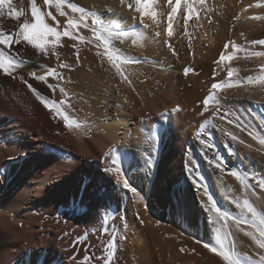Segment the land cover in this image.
Here are the masks:
<instances>
[{
	"label": "bare ground",
	"instance_id": "1",
	"mask_svg": "<svg viewBox=\"0 0 264 264\" xmlns=\"http://www.w3.org/2000/svg\"><path fill=\"white\" fill-rule=\"evenodd\" d=\"M71 2L91 13H110L112 19L106 23L138 31L145 39L136 44L132 38L113 41L122 54L137 61L123 66L131 84L122 81L106 60L101 65L93 44L79 45L81 64L76 65L75 42L67 38L56 48L59 60L25 44L21 53L27 63L16 78L0 74V264H104V248L113 234L117 242L113 264H223L195 241L217 246V228L224 224L210 219L215 214L209 210L208 195L234 217L241 215V209L233 201L242 205L245 199L264 215V191L257 186L255 195L245 192L215 161L221 156L228 169L252 174L250 184L264 177V146L259 144L264 137V85L246 82L249 76L261 75L264 57L244 59V53L237 52V58L223 65L215 61L229 40L249 51H264L249 44L264 39V21L247 18L264 15V9L244 11L256 0H207L210 11L202 12L199 21L195 17L189 21L188 36L184 35L183 9H179L169 38L164 32L166 15L159 17V28L145 29L131 19L132 13L120 0ZM13 3L26 15L20 21L0 18V27L6 31L25 19L31 21L29 0ZM37 4L49 11L43 0ZM64 10L78 20V13ZM50 11L62 30L66 17L55 8ZM157 11L166 13L164 0H158ZM47 22L56 26L50 18ZM145 22L151 24L147 16ZM156 31L160 37L154 36ZM80 33L92 37L87 29L81 28ZM225 54H233L231 45ZM61 62L72 65V70L59 68ZM185 67L193 69L187 77ZM229 67L236 70L233 81L245 84L218 90L219 111L210 107L201 114L202 100L213 83L228 79ZM46 68L63 74L64 80L49 77L48 83L65 88L71 103L61 106L62 110L81 128L64 127L59 114L45 109L20 79L32 83L45 98L59 101L63 96L58 88L53 95L45 83L30 76L44 75ZM176 107L178 113L172 111ZM225 111L229 115L222 118ZM205 121L210 124L198 138L199 125ZM149 130L160 139H151ZM232 135L238 139L233 141ZM110 149L128 153L122 158L123 168L142 198L126 194L115 185V174L104 171L110 163L105 153ZM193 177L202 178L208 194L203 186H194ZM74 200L77 209L72 207ZM105 217L108 223L102 225ZM102 226L109 233H103ZM225 230L231 231L229 241L242 258L248 254L258 259L260 250L233 221L227 222ZM77 237L82 242L77 243Z\"/></svg>",
	"mask_w": 264,
	"mask_h": 264
},
{
	"label": "snow or ice",
	"instance_id": "2",
	"mask_svg": "<svg viewBox=\"0 0 264 264\" xmlns=\"http://www.w3.org/2000/svg\"><path fill=\"white\" fill-rule=\"evenodd\" d=\"M29 3L31 21L25 19L22 23H19L15 29L9 31H6L0 27V74L13 79L16 78L18 69L27 63V61L22 59L21 53V48L25 44L34 49L38 54H41L45 57L51 54L55 56L57 60H59L60 57L59 53L56 52V48L58 46H62L63 38H67L68 40L75 42L73 43L72 47L75 50L76 65L81 64V49L79 45L85 43L93 44L98 49L95 55L100 58L101 65H103L104 61L106 60L110 67L115 69V73L120 76L122 81H126L131 84L129 74L124 70L123 66L135 63L137 61H134L122 54L119 49L113 46V41H122L126 38H132V43L136 44L137 41H143L145 39L144 34L138 31H129L127 28L121 29L116 25L106 23L105 21L112 19L110 13L106 12L103 15L91 13L86 11L84 7L72 3L71 0H43L44 7L49 9V11L46 12L41 10V7H39L37 4V0H29ZM164 3H166L167 6L166 13L163 11H157L158 0H120V4H126L127 9L132 13L131 19L136 21L139 26H142L145 29L151 27V25H155L157 28H159L162 23L159 17L166 15L167 22L164 32L169 38L173 36V21L177 18L179 9H183L182 20L183 27L185 29V36L189 35V21L194 17L197 19V21H199L202 18V12L206 15L210 11L209 7L207 6V0H164ZM52 8H55L59 16L66 17V23L63 24L62 30L60 22L50 11ZM65 8L70 9L74 14L78 13V20L69 17L68 13L64 10ZM248 8L264 9V0H256L254 4L249 5L244 9V11L247 12ZM25 15V11L22 8L18 9L14 5L13 0H0V18L7 17L8 19L14 21H20L21 17H24ZM146 16L151 21V24L145 22ZM89 17L92 18L91 24H88ZM48 18L52 19L56 26L50 25L47 22ZM247 18L252 21H264V15H253ZM236 19H239V16H237ZM122 21L123 18H121V22ZM209 23H211V20H209ZM81 28L91 31L92 37L88 38L82 35L80 33ZM154 36L160 37L161 32L156 31ZM164 44L171 51V54L178 58V53L173 48V45L168 43L167 40L164 41ZM249 44L251 46L258 45L261 46V48H264V39H254L251 40ZM229 45L232 47L233 54L226 55L225 52L229 48ZM189 47H191V41H189ZM101 48L103 51L99 50ZM224 49L225 52H222L219 56V59L215 61V63L218 65H223L226 62L237 58L235 55L237 52H243L244 59L264 57V51H249L248 48L239 46L231 40L224 44ZM59 68L68 69L71 71L72 65L61 62L59 64ZM105 71H108V69H105ZM235 71V69L229 67L227 69L228 79L226 81L213 83L211 85L209 94L202 100L203 109L201 114H203V112H207L210 107L214 108L217 112L219 111L220 100L217 96L218 90L225 87H238L245 84L244 80L233 81L232 78ZM190 72H193V69L190 67H185L183 69V73L186 77ZM260 72L261 75L247 77V84L259 83L264 85V64H261ZM216 75V70H213V79H215ZM30 76L32 79L45 83L53 95H55V92L58 88L59 92L63 96V98L59 101L45 98V96L40 93L32 83H29L28 80L20 77L21 81L27 86L36 99L43 105V107L50 113L59 114L64 122V127L69 128L70 130L72 128H81L79 123L70 119V117L65 114V111L62 110L61 106H70L71 103V97L66 92L65 88L59 84L53 85L48 83L49 77H54L57 79V81L64 80L63 74L58 72L56 68H46L44 75L30 73ZM172 111L178 113L180 108L176 107ZM165 115L169 114L166 113ZM228 115L229 113L225 111L222 118H226ZM229 122L233 123L231 120H229ZM207 123L209 122L205 121V124ZM205 124L199 125L201 131H197L196 133L198 138L201 137V133L205 127ZM149 131H152V135L149 136L151 139L157 141L160 139L158 133L153 130ZM231 139L235 141L238 139V137L232 135ZM253 139H257V137L254 136ZM200 142L209 148L213 147L211 144H208L206 140L201 139ZM240 143H244V141L241 140ZM259 144L264 146V137L259 138ZM229 154L234 155L235 153L230 152ZM127 155L128 153L126 152L110 149L105 153L106 158L110 157V163L106 164L104 171L109 174H115V185L118 187L122 186L121 190L125 191L126 194L131 193L132 196L142 198L141 190L131 184L130 179L127 177V174L124 171L122 158ZM9 159H11V157ZM215 161L216 167H218L221 172H226L228 175L235 177L245 192L251 191L252 194L255 195V189L257 186L261 189V191H264V177L256 180L255 184H250L249 180L254 178L252 174L249 173L244 175L241 174L236 168L228 169L221 156H216ZM188 171L191 173V169H188ZM201 180L202 178L193 177L194 186L197 188L203 186L205 194H208L209 190L207 186L201 184ZM208 202L210 205L209 210L215 214L214 217H211L210 219L214 223H218L220 221L224 222L223 225L217 228V246H213L212 244L199 239H196L195 242L202 245V247L207 249L208 252L220 257L223 261V264H264V215L259 214L256 208L253 207V205L249 203L247 199L244 200L242 205L238 200L233 201L235 207L237 209H241V215L236 217L222 210L217 205L212 195H208ZM72 207L73 209L78 208V204L75 200L73 201ZM246 214H250L251 219H248ZM228 221H233L236 227L241 232H243V235L251 239L255 249L260 250L256 254L258 255V259H254L252 255L248 254H245L242 258L241 255L238 254L234 245L231 243V241H229L231 231L225 230L227 228ZM107 223L108 220L107 217H105L102 220V225H106ZM241 225H244L245 227L242 228ZM101 231L107 234L109 233V228L102 226ZM76 242H82V238L77 237ZM116 251L117 242L115 235L113 234L112 239L106 244L104 248V264H113ZM180 251L184 252L185 249L181 248ZM190 251L194 253L195 249H191ZM88 259L89 258L87 256L84 258L85 261ZM81 264H84V262H81Z\"/></svg>",
	"mask_w": 264,
	"mask_h": 264
}]
</instances>
